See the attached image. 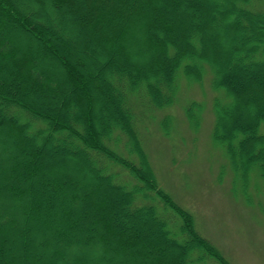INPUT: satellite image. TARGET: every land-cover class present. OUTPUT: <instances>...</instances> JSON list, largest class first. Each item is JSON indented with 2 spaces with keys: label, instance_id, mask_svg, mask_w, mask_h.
<instances>
[{
  "label": "trees",
  "instance_id": "obj_1",
  "mask_svg": "<svg viewBox=\"0 0 264 264\" xmlns=\"http://www.w3.org/2000/svg\"><path fill=\"white\" fill-rule=\"evenodd\" d=\"M262 5L0 0V264H230L158 183L139 121L208 79L213 142L243 186L264 178Z\"/></svg>",
  "mask_w": 264,
  "mask_h": 264
},
{
  "label": "rangeland",
  "instance_id": "obj_2",
  "mask_svg": "<svg viewBox=\"0 0 264 264\" xmlns=\"http://www.w3.org/2000/svg\"><path fill=\"white\" fill-rule=\"evenodd\" d=\"M215 91L208 79L202 85L183 80L177 103L152 113L155 122L140 115L144 150L160 186L193 215L197 230L230 264H264V178L250 176L243 186L213 142V101L216 92L224 95ZM192 102L203 108L197 129L186 115ZM134 105L138 116L145 106ZM166 114L172 118L167 136L158 123ZM259 133L264 135V123ZM120 177L129 182L125 174Z\"/></svg>",
  "mask_w": 264,
  "mask_h": 264
}]
</instances>
